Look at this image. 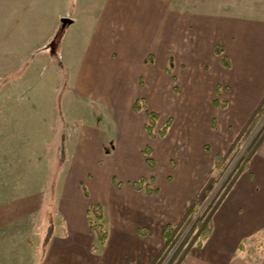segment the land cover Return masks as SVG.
I'll use <instances>...</instances> for the list:
<instances>
[{
  "label": "crops",
  "instance_id": "crops-1",
  "mask_svg": "<svg viewBox=\"0 0 264 264\" xmlns=\"http://www.w3.org/2000/svg\"><path fill=\"white\" fill-rule=\"evenodd\" d=\"M216 1L205 0L204 8L203 0H0L2 129L9 132L11 119L23 117V103L39 119L37 129H43L44 119L49 124V119L57 117L59 106L54 101H58L60 71L66 74L68 94L81 103L97 100L103 105L114 129L123 136L122 149H128L126 144L134 146L129 143L134 132L141 135L136 150L146 146L147 114L144 109H132L135 100L152 96L157 103L148 109L155 112L177 93L186 102L179 107V124L171 116L162 137L163 152L172 150L170 142L178 135L181 149L178 166L164 180L165 190L142 191L133 184L131 189L123 188L113 172L96 178L97 196L92 198L82 192L84 198L78 185L69 183L70 176L56 197L44 186L42 197L52 198L54 215L59 212L60 218L51 221L53 231L39 264H82L88 259L85 248H91L95 239L86 214L91 203L100 204L102 210L109 205L115 218L116 230H106L98 252L106 264H131L134 259L148 264L162 245L164 226L182 219L211 175L214 155L224 153L238 132L215 130L217 119L204 126L197 114L203 96L218 107L215 92L223 87L228 98L222 107L228 108L240 100L235 91L240 97L243 94L248 109L234 117V129H241L264 95V14L220 16ZM65 17L68 22L63 25ZM215 45L228 57L229 67L220 63ZM209 63L211 68L204 75ZM215 72L221 75L214 78ZM228 121L229 126L234 124ZM102 129L93 123L77 127V142H95L98 150L105 134ZM177 129L182 130L178 135L174 134ZM198 132L199 140L194 138ZM112 152V148L100 151L109 157ZM47 204L42 199L39 206L44 214ZM211 220L209 236L201 246L189 248L179 264H246L239 255L242 241L264 230V138ZM137 243L143 247L134 251ZM155 245H159L156 250Z\"/></svg>",
  "mask_w": 264,
  "mask_h": 264
},
{
  "label": "rangeland",
  "instance_id": "rangeland-1",
  "mask_svg": "<svg viewBox=\"0 0 264 264\" xmlns=\"http://www.w3.org/2000/svg\"><path fill=\"white\" fill-rule=\"evenodd\" d=\"M203 4V7L207 8L205 0H203ZM215 4L217 5H214V8H217L220 16L233 14L235 18H242L243 15L264 14V0H217ZM202 56L206 58V52H203ZM204 60L209 61V59ZM205 66L206 68L202 72L204 75H206L207 69L211 68V64ZM65 75L64 71H60L58 101H54L59 106L58 115L49 119V124H47L48 120L44 119L43 129H37L39 119L34 116V112L30 114V109H26L28 105L24 103L23 111H21L23 117L11 119L12 129H9V132L8 129H2V123L0 124V264L40 263L42 243L48 223L53 222V219L60 218L59 212L56 213V216L54 215L52 198L48 199L45 197L46 195L42 197L41 191L44 186L48 187L56 197L58 193L60 194L59 190H62L63 183H66L68 176H70L72 178L69 179V183L78 185L77 189L80 190V193L85 191L92 198V196H97L96 178L109 177V174L111 175L113 172L123 188L131 189L133 182L145 175L146 179L143 177L144 180L141 182L142 191L146 188H150V190H158L159 188V191H163L166 189L164 180L170 179L173 174L172 169L177 165L178 159L180 160L178 158L181 151L178 134L182 130L177 129L174 133L178 135V138L177 136L172 137L173 140L170 142L172 150L169 153L163 152L162 137L164 135H160L158 131L166 120L169 124L173 118V123L179 124L181 119L179 107L186 103L183 100L180 101L181 93H177L167 103L161 102L163 109L157 111L160 114L157 121L159 127L153 130V136L145 134L144 143L151 149L150 157L152 166H154L153 169H150L145 163L147 155L144 152V146L136 150L137 144L141 142V135L138 132H131L132 136L129 135L131 138L129 143L134 146L129 148L126 144L125 148L128 149H122L123 136L119 129H114L103 105L97 100H84L81 103L74 96L68 94ZM219 75L221 74L218 72L213 74L214 78ZM177 76L179 80L178 73ZM206 81L207 79H204V82ZM204 88L208 89V86L204 84ZM210 89L212 92V88ZM215 95L219 104L218 107L213 106L211 99L209 100L211 103L208 102L207 96H203L205 101L201 107L197 106V114H201L202 123L204 126L206 123L213 124L212 119H217L214 121L217 125L215 130L233 129L234 132L235 130L238 131V134L240 129H234L236 127L234 117H238L239 114L241 115L244 110L248 109L247 101L243 100L245 96L241 94L240 97L235 91L234 95H237L240 100L231 102L228 108H223L222 106H226L225 99L228 98V94L222 87L215 92ZM138 100H140L139 103H145L149 109L154 108V104L157 103L155 99H152V96H145V98ZM19 104L18 102L17 105L19 106ZM227 118L232 120L231 124L234 123L231 125L232 127L229 126ZM87 123L88 125L93 123L96 127L104 128L102 131L105 134L102 141L100 139L98 150L95 142H89L87 139H85L84 144L77 142L79 133H76V128ZM208 124L206 125L209 126ZM47 126L49 129H46ZM263 130L264 104L245 128L243 135L239 137L237 145L231 149L223 165L218 168L213 167L211 175L215 181L211 189L202 202L196 204L194 210L181 222L175 242L171 247L161 252L154 264H176L182 260L189 250L185 252L190 238L196 231L194 226L197 220L211 214L212 206L224 191L229 179L239 171L242 164V154L250 150ZM199 134L200 132L194 138L197 137L198 139ZM45 146L48 148L45 149ZM101 148L106 150L112 148V153L116 154L115 158V154L109 157L100 153ZM47 163L50 165H45ZM4 173L6 176H3ZM151 175H154L155 181ZM124 178H127L128 184L123 181ZM82 196L86 198L83 193ZM42 199L44 202L48 201L50 205V207H46L45 214L44 210L39 207ZM106 206L103 210L102 219H97L93 214H90L89 217L92 222L101 223L104 229L113 233L116 230L115 218L110 206L107 204ZM139 229L146 234L145 228L139 227ZM81 241L82 245L86 243L85 239L81 238ZM159 245H155V250ZM192 246L196 245L193 243ZM100 247L101 245L95 237L91 248L90 245L85 248L88 259L84 260L82 264H106L100 261L103 257L98 253ZM139 247H143L142 243L134 244V251ZM239 255L245 259L246 264H264V230L243 240L239 247ZM143 261L134 259L131 264H145L146 260Z\"/></svg>",
  "mask_w": 264,
  "mask_h": 264
},
{
  "label": "trees",
  "instance_id": "trees-1",
  "mask_svg": "<svg viewBox=\"0 0 264 264\" xmlns=\"http://www.w3.org/2000/svg\"><path fill=\"white\" fill-rule=\"evenodd\" d=\"M214 52L217 56H219L220 63L224 67H229V65H230L229 59L223 53V50L219 45L214 46ZM263 104H264V95L262 96L259 103L256 105L255 109L253 110V112L250 114V116L246 120L243 127L240 129L237 136L232 140L228 149L224 153H217L214 155V158H213V162H214L213 167L214 168L215 167L218 168V167L223 165V163L225 162L229 152L231 151V149H233L237 145V141H238L239 137L243 135L245 128L249 125V123L252 121L254 115L261 109V106ZM132 109L134 111L144 109L145 113L147 114V121L145 123V130H146V133L148 135L153 136V130L156 128V122L159 118V114L155 111L149 110L146 107L145 103H139V100L134 101V103L132 104ZM168 125L169 124H167V121H166L165 124L158 131L160 135H164L166 133V129H167ZM263 138H264V130H263L262 134L260 135V137L253 143L250 150L245 151L242 154V158H241L242 164L240 166L239 171L244 170L247 167V163H248L249 158L251 157L253 152L256 150V148L258 147L259 143L261 142V140ZM144 152L147 155V158H146L147 164L152 166L153 165L152 159L150 157L151 149L148 145H146L144 147ZM238 172L231 179H229L227 186L225 187L224 191L221 193L220 197L217 199V201L212 206L211 211H210L211 214L210 215L208 214L207 216H203L201 219L197 220L196 225L194 226V227H196V231H195L194 235L190 238L185 252L189 249V247H191V245L193 243H194V245H196L198 247L201 246L202 241L207 236H209V234L211 232V227H212V220H211L212 214H213L215 208L217 207V205L219 204V202L221 201V199L223 198V196L225 195V193L229 190V188L231 187V185L235 181V179L238 175ZM143 180H144V178L142 177V178H139L138 180L133 182L135 189L141 188V182ZM214 181H215L214 177L212 175H210L209 178L207 179L206 183L204 184V186L197 192L195 197L190 202L189 206L185 210V213H184L182 219L176 225L166 224L164 226L163 231H162V235H163L162 245L158 249V251L156 252L154 257L151 259V261L148 264H154L155 260L160 256L161 252L164 249H167L168 247H171L173 245V243L176 240V237H177L176 233L180 227L181 222L194 210L196 204H199L200 202H202V200L204 199L206 194L211 189ZM147 189L150 190V188H147ZM84 193H85V191H84ZM86 214H87V222H88L89 228L94 233V235H95L97 241L100 243V245H102L105 242L108 233H107L106 229H104L102 227L101 223L92 222L90 217H89L90 214H93V215H95V217L97 219H99V220L102 219V217H103L102 206L100 204H97V203H91L86 210ZM52 231H53V226H52V222H50L48 224L46 230H45V233H44V240L42 243V253L45 250V246L48 243V240L51 236ZM179 262L176 264H179Z\"/></svg>",
  "mask_w": 264,
  "mask_h": 264
},
{
  "label": "water",
  "instance_id": "water-1",
  "mask_svg": "<svg viewBox=\"0 0 264 264\" xmlns=\"http://www.w3.org/2000/svg\"><path fill=\"white\" fill-rule=\"evenodd\" d=\"M61 21H62L63 25H65L68 22V18H66V17L62 18Z\"/></svg>",
  "mask_w": 264,
  "mask_h": 264
}]
</instances>
